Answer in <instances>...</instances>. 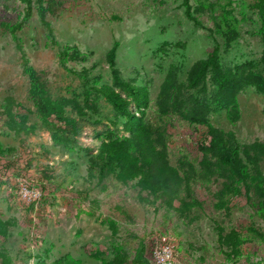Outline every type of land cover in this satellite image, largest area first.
<instances>
[{
	"label": "rangeland",
	"instance_id": "rangeland-1",
	"mask_svg": "<svg viewBox=\"0 0 264 264\" xmlns=\"http://www.w3.org/2000/svg\"><path fill=\"white\" fill-rule=\"evenodd\" d=\"M184 2L47 0L43 11L33 5L27 19L23 0H0V151H10L0 155V218L10 222L9 237H0V257L6 254L11 264L52 263L60 258L106 264L123 250L130 255L127 264H135L141 243L150 257L153 238L167 234L177 246L175 264L264 261V204L254 192L250 200L239 196L227 208L218 209L221 181L208 188L194 185V198L201 206L183 215L177 211V200L173 208L166 205V199L155 205L141 203L137 189L114 177L103 183V189L88 175L92 154L56 146L31 95L26 65L37 72L52 98L83 102L85 89H91L98 78V86H115L108 57L115 49L121 78L147 89L150 106L146 112L157 120L156 103L171 69L177 70L178 81L184 84L193 66L208 59L216 48L221 65L253 62L259 67L264 44L256 0H188L195 20L187 16ZM233 32L236 36L231 38ZM66 46L76 47L86 59H65L61 52ZM84 69L88 84L77 75ZM208 89L216 92L218 88L208 80ZM116 90L125 97L121 89ZM8 99L17 105L14 113L28 116V125L36 127L34 133L8 128L7 117L2 116ZM92 100L99 113L87 110L92 117L78 139L94 154L108 141L107 132L128 134L122 123L112 124L115 112L104 97L92 91ZM236 102L239 119L235 123L225 109L212 114L210 124L235 133L241 144L264 142V94L250 87ZM207 131L178 114L171 116V165L177 166L183 156L198 162V146ZM218 227L225 234L236 229L251 238L241 256H229L230 250L219 241Z\"/></svg>",
	"mask_w": 264,
	"mask_h": 264
},
{
	"label": "trees",
	"instance_id": "trees-1",
	"mask_svg": "<svg viewBox=\"0 0 264 264\" xmlns=\"http://www.w3.org/2000/svg\"><path fill=\"white\" fill-rule=\"evenodd\" d=\"M45 1L47 0H23L27 6L25 18L30 17L35 4L43 11ZM184 5L187 16L195 20L188 0H185ZM254 7L261 21L259 35L264 44V0H256ZM235 36L234 32L231 33V38ZM61 53L65 59L74 61L85 60L87 57L72 46H66ZM108 57L115 86H98L101 80L95 79L91 89H85L83 102L78 98H52L37 72L25 66L31 80V95L43 127L51 133L56 146L68 152L92 154L88 165L90 179H96L97 185L106 189L103 183L114 177L124 185L137 189L138 200L144 204L155 205L159 200L166 199V205L173 208L174 201L177 200V211L183 215L195 206H201L194 198V185L208 188L218 180L222 185L216 194L218 209L227 208L231 200L239 196L245 195L250 200L252 192L260 197L264 204V142L241 144L235 133L226 132L210 124L211 115L225 109L229 112V120L235 123L239 119L236 100L246 89L252 87L264 94V52L259 67L253 62L232 67L221 65L216 48L208 59L193 66L184 84L178 81L177 70L171 69L156 103L159 112L157 120L150 118L146 112L150 106L147 89L121 78L116 69L115 49ZM77 75L86 84L89 83L86 69ZM208 80H212L218 88L216 92L209 91ZM117 88L124 92L125 97L121 92H117ZM92 91L110 103L116 119L112 124L117 126L122 123L124 132L128 134L118 136L113 131L107 132L108 141L102 142L94 154L93 149L83 146L78 139L84 125L90 122V112L99 113L92 100ZM192 91H197L200 95H194ZM15 107L17 105L13 99L6 101L2 116L7 117L8 128L17 133H34L36 127L28 125V116L14 113ZM174 114L182 116L192 125L208 128L198 146L201 153L198 162L183 156L177 166L171 165V136L168 127L169 119ZM9 152L3 150L0 155L6 156ZM144 193L147 196H144ZM188 199L191 201L187 202ZM111 226L115 228V223L111 222ZM9 227L10 222L0 218L1 238L9 237ZM250 232L257 234L255 229H250ZM218 235L222 246L230 250L229 256L235 259L242 255L243 245L251 239L236 229L225 234L222 227H218ZM129 259L127 252L119 250L114 259L106 264H127ZM0 260H3L2 264L12 263V259L6 254H3ZM133 262L151 264L144 243L137 249ZM40 264L80 263L69 258H60L52 263L42 261ZM256 264H264V261Z\"/></svg>",
	"mask_w": 264,
	"mask_h": 264
},
{
	"label": "built area",
	"instance_id": "built-area-1",
	"mask_svg": "<svg viewBox=\"0 0 264 264\" xmlns=\"http://www.w3.org/2000/svg\"><path fill=\"white\" fill-rule=\"evenodd\" d=\"M177 246L174 239L167 234H158L150 245L151 264H175Z\"/></svg>",
	"mask_w": 264,
	"mask_h": 264
}]
</instances>
